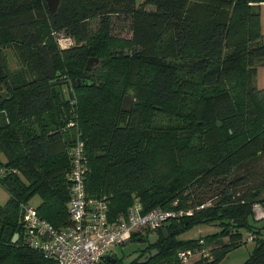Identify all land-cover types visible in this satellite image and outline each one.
<instances>
[{
  "label": "trees",
  "instance_id": "obj_1",
  "mask_svg": "<svg viewBox=\"0 0 264 264\" xmlns=\"http://www.w3.org/2000/svg\"><path fill=\"white\" fill-rule=\"evenodd\" d=\"M137 3L61 0L52 15L45 0H0V186L8 195L0 205V264H50L24 244L19 208L36 195L41 219L56 230L69 225L77 136L86 191L106 197L110 218L135 202L143 213L193 211L157 232V255L146 264H181L177 252L201 248L200 241L212 257L194 264H217L242 245L240 228L225 220H243L254 237L243 264H264V235L248 223L264 203V89L255 86L264 64V0ZM113 18L129 21V38L111 34ZM61 40L71 44L63 48ZM90 58L99 67L86 70ZM65 87L74 90L71 99ZM128 90L135 102L123 112ZM210 225L219 230L176 239ZM100 264L123 262L113 255Z\"/></svg>",
  "mask_w": 264,
  "mask_h": 264
},
{
  "label": "built area",
  "instance_id": "obj_2",
  "mask_svg": "<svg viewBox=\"0 0 264 264\" xmlns=\"http://www.w3.org/2000/svg\"><path fill=\"white\" fill-rule=\"evenodd\" d=\"M60 44L64 48L71 42L61 40ZM69 154V197L66 204L69 225L56 230L38 216L30 201L20 204L19 208L24 244L40 252L50 264H100L103 258L113 256V248L130 243L133 236L143 239L157 235L170 220L193 214L191 210L169 211L159 207L143 213L141 205L135 202L124 214L110 218L106 197H91L86 191L87 160L79 136ZM207 206L209 204L199 208ZM253 239L252 234L247 233L246 241ZM203 243L199 242L201 248L179 250L176 254L179 262L189 264L194 256L208 258L209 252Z\"/></svg>",
  "mask_w": 264,
  "mask_h": 264
},
{
  "label": "rangeland",
  "instance_id": "obj_3",
  "mask_svg": "<svg viewBox=\"0 0 264 264\" xmlns=\"http://www.w3.org/2000/svg\"><path fill=\"white\" fill-rule=\"evenodd\" d=\"M138 2L137 4L140 5L143 0H135ZM146 10H150V7H145ZM93 29L97 26V21L92 22ZM129 21L128 20H122V19H116L113 18V26L111 30V34L118 38H129L130 37V29H129ZM260 27H261V33L264 35V6L262 5L260 8ZM117 52H121L119 49L116 50ZM8 61L11 68H15L16 60L12 54H8ZM262 67H259L257 69L256 78H255V86L257 89H264V64L261 65ZM1 92V90H0ZM64 92L67 96L71 99V96H74L75 92L74 90L65 87ZM126 94L124 95V97ZM132 97V95H131ZM134 97V96H133ZM132 97V103L135 102ZM123 100V99H122ZM0 162L4 164V158L0 154ZM2 168L0 169L1 172ZM8 199V195L6 191L0 186V205H3ZM260 199L264 200V189L262 190L260 194ZM30 203L33 207L37 208V206L40 205L41 200L38 196H33L30 198ZM254 211L257 210V212L253 215V217L248 219V223L250 226H252V229H261L262 234L264 235V210L261 209V205L257 204L254 206ZM219 228L216 225H210V226H200L191 228L188 231L180 234L176 237L177 240H192V239H198L199 237H204L206 235H210L216 231H218ZM237 233L241 236L240 244L241 246L230 250L229 252H225L222 255V259L217 262V264H243L249 256L252 254L255 248V243L253 241H246L247 238V231L245 228H240L237 230ZM236 231H233L232 234H237ZM253 236V235H252ZM228 237H224L221 239V242L226 244L228 242ZM238 240V241H239ZM237 241V242H238ZM147 237L142 241H131L130 243H127L124 246L121 247H115L113 248V255L123 262V264H129L132 262L138 254L146 247L147 245ZM211 248V247H210ZM209 248V249H210ZM208 251V248H205ZM212 256H208V259H210ZM198 259L197 257H192L191 261H189V264H194ZM210 261V260H209Z\"/></svg>",
  "mask_w": 264,
  "mask_h": 264
},
{
  "label": "water",
  "instance_id": "obj_4",
  "mask_svg": "<svg viewBox=\"0 0 264 264\" xmlns=\"http://www.w3.org/2000/svg\"><path fill=\"white\" fill-rule=\"evenodd\" d=\"M45 1H46L47 7H48L50 13L53 15L56 12L58 5H59L61 0H45ZM100 64H101V60H98L95 58H90L87 60L85 69L86 70H92L94 68L99 67ZM131 95H132L131 90H128L126 93V96L123 98L122 106H121V110L123 112H128L131 108V103H132ZM261 206H262L261 209L264 210V203H262ZM256 212H257V210H255L253 212V214H255ZM223 224L225 226L230 225V226H235L237 228H243L244 221L243 220H233V221L225 220V221H223ZM164 233H165V231H162V234H164ZM158 238H159L158 235L148 236L147 237L148 245L149 246H155ZM17 239H18V235H15L13 237L12 243H15L17 241ZM155 255H157V250L153 249L151 252H149V253L145 254L143 257H141L137 264H146ZM107 258H108V256H107Z\"/></svg>",
  "mask_w": 264,
  "mask_h": 264
},
{
  "label": "flooded vegetation",
  "instance_id": "obj_5",
  "mask_svg": "<svg viewBox=\"0 0 264 264\" xmlns=\"http://www.w3.org/2000/svg\"><path fill=\"white\" fill-rule=\"evenodd\" d=\"M160 238V237H159ZM158 238V239H159ZM154 249V246H149L148 244L146 247L138 254L137 257H143L145 254L151 252Z\"/></svg>",
  "mask_w": 264,
  "mask_h": 264
},
{
  "label": "crops",
  "instance_id": "obj_6",
  "mask_svg": "<svg viewBox=\"0 0 264 264\" xmlns=\"http://www.w3.org/2000/svg\"><path fill=\"white\" fill-rule=\"evenodd\" d=\"M264 6V5H263Z\"/></svg>",
  "mask_w": 264,
  "mask_h": 264
}]
</instances>
